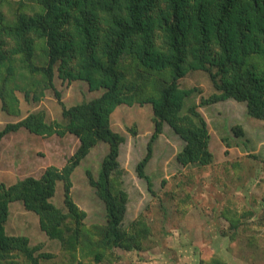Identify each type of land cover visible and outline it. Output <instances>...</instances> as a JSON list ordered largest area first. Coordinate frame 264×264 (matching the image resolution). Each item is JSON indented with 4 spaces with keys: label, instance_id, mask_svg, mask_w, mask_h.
Instances as JSON below:
<instances>
[{
    "label": "trees",
    "instance_id": "1",
    "mask_svg": "<svg viewBox=\"0 0 264 264\" xmlns=\"http://www.w3.org/2000/svg\"><path fill=\"white\" fill-rule=\"evenodd\" d=\"M4 3L8 9L0 8L1 108L17 115L16 91L37 101L49 89L62 119L48 120L43 110L30 112L0 128V143L20 130L43 137L68 133L79 142L61 168L49 165L39 177L0 182V264H103L118 262L121 250L143 247L151 235L145 216L124 222L128 193L118 179L123 174L118 156L125 136L111 125L119 105L151 104L154 128L136 166L140 176L165 124L185 141L176 156L181 164L212 163L210 131L200 106L232 98L246 104L249 116L264 120V0H32L29 5L0 0V6ZM196 70L207 73L213 91L181 113L184 99L195 90L182 86L181 80ZM55 76L85 81L91 90L102 92L67 106ZM100 141L108 144V151L97 176L85 173L103 202L104 222L88 224L87 212L73 199L71 176ZM57 182L62 183L67 212L55 205ZM16 201L37 216L48 238L60 242L63 254L57 260L55 253L43 250V243L31 244L28 235L7 232L10 204ZM226 206L223 217L238 238H246L254 259L264 245V232L247 230L252 225L264 229V204L241 213H227L234 210ZM207 259L202 257L200 264H227L215 254Z\"/></svg>",
    "mask_w": 264,
    "mask_h": 264
},
{
    "label": "rangeland",
    "instance_id": "2",
    "mask_svg": "<svg viewBox=\"0 0 264 264\" xmlns=\"http://www.w3.org/2000/svg\"><path fill=\"white\" fill-rule=\"evenodd\" d=\"M11 1L13 5L19 2ZM23 1V5L32 3V0ZM0 8L6 12L8 6L4 3ZM55 85L67 106L102 92L101 89L91 90L85 81H66L57 76ZM181 85L195 87L184 99L181 113H186L189 106L213 91L207 73L198 70L190 71ZM42 94L41 99L35 101L31 95L25 99L23 90L16 91L17 115L3 111L0 99V128L37 110H43L48 120H61L60 105L53 92L47 89ZM199 110L210 131L212 163L206 166L197 162L181 164L176 156L185 141L165 124L152 142V156L144 166L143 176L137 173L136 166L146 154L154 128L151 104H121L112 112V128L125 136L118 156L123 169L118 179L128 193L124 222L126 225L142 213L151 226V235L141 249L121 250L118 262L103 264H200L202 257L210 260L214 254L227 264L263 261L264 245L257 248L251 259L246 238L236 236L222 211L227 204L234 210L227 213L235 209L241 213L244 208L252 210L264 204V120L249 116L246 104L232 98L208 103ZM238 127L242 128V133L236 135ZM78 142L77 137L68 133L62 137L56 134L43 137L20 130L5 135L0 143V182L10 184L27 175L39 177L49 165L61 168ZM107 151L108 144L98 142L71 176L73 199L87 212L85 222L88 224L104 222V207L85 171L90 170L97 176L99 162ZM54 202L67 212L60 182L55 188ZM252 226L248 232H264L263 228ZM6 230L28 235L31 244L43 243V250L55 253L56 260L63 254L60 242L40 230L37 216L27 211L20 201L10 204ZM232 235L234 241L230 244ZM146 244L148 247L144 248Z\"/></svg>",
    "mask_w": 264,
    "mask_h": 264
}]
</instances>
